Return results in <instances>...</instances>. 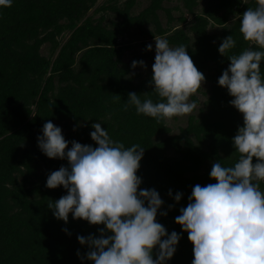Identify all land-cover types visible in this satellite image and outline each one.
Returning a JSON list of instances; mask_svg holds the SVG:
<instances>
[{"label":"trees","instance_id":"obj_1","mask_svg":"<svg viewBox=\"0 0 264 264\" xmlns=\"http://www.w3.org/2000/svg\"><path fill=\"white\" fill-rule=\"evenodd\" d=\"M100 1L13 0L11 7L0 8V264H93L80 259L89 249L77 237H99L104 225L74 219L71 213L65 222L47 207L67 194L63 186L46 187L47 176L68 165L38 147L37 137L49 120L70 142L96 147L91 125L102 121L125 147L145 148L137 171L140 188L158 191L164 201L159 212L167 215L158 212L157 221L169 234H181L167 264H192L194 259L188 233L175 222L192 188L217 182L209 176L214 162L234 166L239 159L232 138L243 125V114L217 83L230 64L218 48L232 34L237 43L229 55L249 47L259 50L239 32L240 16L256 7V0H179L181 6L173 7L165 5L172 0H148L139 12L138 0ZM155 37L166 38L173 47L186 45L210 83L202 92L203 107L178 132L168 120L125 107L130 92L159 99L149 83L152 69L145 74L137 70L140 65L131 66L146 59L153 65L155 43L151 50L147 45ZM45 45L48 54L42 52ZM191 101L198 104V96L193 94ZM260 187L264 190V181ZM177 192L183 193L179 202L174 200Z\"/></svg>","mask_w":264,"mask_h":264},{"label":"clouds","instance_id":"obj_2","mask_svg":"<svg viewBox=\"0 0 264 264\" xmlns=\"http://www.w3.org/2000/svg\"><path fill=\"white\" fill-rule=\"evenodd\" d=\"M242 3L247 4V0ZM12 4L13 0H0V8ZM239 20L244 40L254 42L259 50L249 47L238 55H229L237 41L232 34L223 38L218 51L230 64L217 83L233 97L230 105L243 114V125L232 138L240 155L234 166L214 162L209 176L217 182L195 185L187 207H181V214L175 218L194 245L192 264H264V190L260 187L264 181V0H256V7H248ZM186 49L184 44L173 47L166 38L155 37L149 83L159 99L130 92L125 107L134 106L137 114L157 121L191 114L197 105L190 97L201 88L205 75ZM137 65L146 67L143 60H134L131 66ZM102 123L91 125L94 131L90 136L96 147L68 141L61 127L51 120L43 124L42 135L37 137L40 150L49 158L68 161L67 166L47 176L46 187L63 186L67 190L58 200H50L47 207L65 222L71 213L74 219L104 225L99 237H77L89 249L84 256L77 253L82 261L167 264L181 234H169L157 221L164 204L158 191L140 188L142 178L137 171L145 148L138 144L125 147ZM168 195L172 196L171 189ZM182 196L177 192L174 200L179 202Z\"/></svg>","mask_w":264,"mask_h":264},{"label":"rangeland","instance_id":"obj_3","mask_svg":"<svg viewBox=\"0 0 264 264\" xmlns=\"http://www.w3.org/2000/svg\"><path fill=\"white\" fill-rule=\"evenodd\" d=\"M102 1L103 0H101L100 2H102ZM138 1H139V3L137 5V7L135 8V12H139L141 9H143L148 4V0H138ZM165 5L166 6H169V7H173L175 5L181 6V3H180L179 0H172L170 2H166ZM201 6L202 5H200V7L197 9L198 11L201 9ZM173 12H174V14L176 16L180 15V13H181V11H178V10H174ZM185 15L188 17V21H191L192 20V15H190L189 13H186ZM160 16H161V19H162L163 23H165L166 22V15H165V13L163 11L160 13ZM211 31L212 32H216L217 31V28L216 27H213V28H211ZM149 43L150 44H154L155 43V38L154 39H150L149 40ZM137 48L140 49L141 47L138 45ZM42 52L44 54H48L49 51H48V46L47 45H45L43 47ZM144 63L146 65V67L139 66V67H137V70L143 71V73L146 74L149 70L152 69V65L150 63V60H147V59L144 60ZM209 86H210V83L208 81H205L202 84L200 90H197V92L194 93L195 95L198 96L199 103L196 104L197 107H196V109L191 114H198L199 109L203 107L204 102L206 100V96L202 92H203V90L208 89ZM190 101H191V97H190ZM191 114H188V115H185V116H182V117L181 116H175V117H173L171 119H168V124L171 126V128L173 129L174 132H178L179 131V128L184 127V126L187 125L188 118H189V116Z\"/></svg>","mask_w":264,"mask_h":264}]
</instances>
